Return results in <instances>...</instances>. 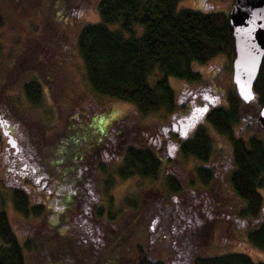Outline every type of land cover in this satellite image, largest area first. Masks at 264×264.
<instances>
[{
	"label": "trees",
	"instance_id": "obj_1",
	"mask_svg": "<svg viewBox=\"0 0 264 264\" xmlns=\"http://www.w3.org/2000/svg\"><path fill=\"white\" fill-rule=\"evenodd\" d=\"M176 1L97 0L95 4L97 20L78 26L74 33V46L81 58L85 80L90 90L132 104L134 112L139 113L138 115L158 110L169 114L174 109L175 102L166 76L194 81L199 78V74L191 67L192 62H205L218 53H224L229 60L233 57L227 12L219 9L205 10L201 7L176 8ZM51 2V5L50 1L48 4L53 17L49 16V21L51 24L63 25L65 21L62 13L58 19L55 18L52 8L54 0ZM67 6L61 4V11L64 12ZM110 23H117V27L109 29L107 24ZM135 25L141 27L138 35L133 34ZM155 69L159 76L150 84L147 77ZM33 78L27 80L22 88L31 105H37L41 98V80H36L34 76ZM49 81L52 85L56 84L53 80ZM49 81L47 83L46 80V86H50ZM225 91L223 103L208 110L205 119L212 130L224 136L228 142L231 167L223 173L236 199L229 212L232 211L236 219L247 222V227L238 232L244 233V239L264 253V139L254 129L249 136L239 134L234 129L245 105L257 109L264 104V54L252 83L254 93L252 100L242 102L236 96L234 88ZM2 100L5 101L6 105L3 106L7 110L10 101L8 102L5 97L1 98V103ZM59 106V103L54 104L53 119L63 124V131L62 135L49 145V149L47 144L43 146L45 144L43 135L37 129L30 133V129L19 127L20 125L9 117L3 119L14 126L18 136H25L37 172L43 173L44 179L50 181L52 188L46 192V201H37L39 195L31 196V200L23 188L9 185V203L19 215L21 233L14 231L5 210L0 209V264H26L24 253H29L31 247L34 249L36 245L46 250L43 251L41 264H83L87 257L96 264L102 260L106 262L115 244L120 245L116 250L118 249L117 255L121 256L120 249L126 250L125 242L121 240L125 235L127 238L129 233L135 232V215H139L138 206L137 212L134 211L133 201L137 202L139 198L145 200L146 197L135 194L132 195L133 198L124 201L126 207L134 209L133 216L122 215L120 219L118 217L120 211L109 212L112 231L118 232L124 228L126 233H94L93 239L87 240L93 241L89 244L91 251L86 252L83 244L80 246L71 241L69 233H57L56 217L59 211L57 184L70 181L72 170L77 167L82 170L94 168L97 181L105 183L106 186H109V181L110 185H113L111 180L118 177L126 179L137 176L155 180L160 172V159L146 144V139L135 135L137 131L132 133V130L126 128L125 117L111 121L109 131L106 132L107 136L111 135V132L116 134L118 147H121L119 154H113L111 151L114 150L115 139L108 141L105 135V138H98L100 139L98 142L95 139V132L87 130L88 127L80 125L74 118L75 112L68 113L71 107L64 112ZM90 110L85 111L90 114L92 112ZM4 111L0 109V118L5 114ZM21 111L16 112L19 115L18 122L24 117ZM250 117L254 123L255 115L252 114ZM156 129L157 127L151 131L154 132ZM139 131L143 134L148 132L142 126ZM74 132L77 134L73 137L71 133ZM208 132L198 127L192 137L184 139L178 148L182 155H190L200 162L194 167L193 177L202 185H207L213 180L212 170L205 167L203 162L217 155V153L214 155ZM82 134L84 139L79 136ZM99 145H103L104 148L100 149ZM39 146L42 147L37 148ZM94 148L102 154L104 150L107 151L108 159L103 161L102 156L96 155V152L92 153ZM66 164L70 165L71 170L61 171L60 168ZM175 181V177L170 173H164L163 186L178 194L182 190ZM66 196L67 194L64 195ZM27 225H31L29 229H26ZM26 233H40L37 234L40 238L34 248ZM82 234L89 237L88 233ZM133 243L130 251L133 264H165L159 260H148L140 245L136 241ZM190 264H264V259L254 261L245 251L232 249L214 254L195 255Z\"/></svg>",
	"mask_w": 264,
	"mask_h": 264
},
{
	"label": "rangeland",
	"instance_id": "obj_2",
	"mask_svg": "<svg viewBox=\"0 0 264 264\" xmlns=\"http://www.w3.org/2000/svg\"><path fill=\"white\" fill-rule=\"evenodd\" d=\"M22 1L24 0H0V109L5 110V114L0 118L1 121L5 120L4 117L6 119L9 117V119L16 121L20 125H18L19 127L30 129V133L34 129H37L43 135V141L45 142L43 146L47 144L49 149V145L55 142L62 135L63 131V124L53 119L55 111L54 104L56 103L60 104L59 107L63 108L64 112H67L70 107L71 112L69 111L68 113L75 112V109L83 110L84 113L79 118L82 122L78 120L82 126H86L83 124L85 123L83 118L87 114V109H91L92 112L90 110V115L92 117L87 119V123L89 122L95 132V139L100 138L105 133L107 125L119 117H125V121L127 122V125H125L126 128L132 130V133L137 131L135 135L143 137L144 140L146 138V132L144 134L143 132L141 133L139 131L140 126L144 130L150 131L149 133H153L151 129L169 120L171 114H166L163 110L138 115L139 113L134 112L132 104L120 99L99 95L89 89L85 80L81 58L74 46V33L78 26L97 20V10L95 8L97 0H54L52 4L55 12L54 17L58 19L62 13L65 21L63 25L51 24L52 22L49 21V16L51 18L53 17L48 4L50 1L51 5V0ZM231 3L232 0H177L175 5L176 8L190 7L199 9L201 7L205 10L219 9L227 12ZM61 4L68 5L64 12L61 11ZM107 27L109 29L116 28L117 23L107 24ZM140 31L141 27L135 25L133 34L138 35ZM227 59H229L227 55L218 53L205 62H192L191 67L199 74V78L194 81H186L170 75L166 76L167 83L173 91L174 102L176 104L186 102V96L188 94L183 96V89L192 86V89L196 91L200 88H196V85L205 78L212 79L215 89H219L221 94L223 88L225 90L233 88L230 79V70H228L229 73L227 74L223 71L211 73L212 70L216 69L218 64H225ZM216 75L219 76L216 77ZM33 76L36 80H41V98L40 103L37 105H31L28 98L25 97L22 88L23 84L27 80L32 79ZM158 76L159 72L155 69L152 74L148 75V83L151 84L154 78ZM46 80L47 83L49 80H53L56 84L52 85V82L49 81L50 86H46ZM205 82L209 85V81ZM3 97L8 102L10 101V107L8 106L7 110L3 106V104L6 105L5 101L2 100L1 103V98ZM221 100L223 101V99ZM18 110H22L21 112L24 116L19 122V115L16 114ZM252 113H255L253 107L245 105L242 108V116L238 124L234 126V129L237 133L246 135L250 133L249 128L251 123L253 129L258 132L259 136L264 138V130L258 125L256 118L255 122H252V118L250 117ZM138 126L139 128H137ZM75 130L77 131V128ZM87 130H90V128H87ZM208 131L212 142L211 146L214 155H216L218 153L217 145L221 144L219 142V135L212 129ZM76 134V132L71 133L73 137ZM79 136L81 139H84L83 134ZM107 139L108 141L115 139L114 150L111 153L119 154L121 147H118L119 143L116 141V134L114 135L111 132V135L107 136ZM80 141H78V144H80ZM3 145L4 143L1 141L0 209L5 210V214L14 231L21 233L19 228L20 222L18 220L19 215L9 203V185L15 181L9 173L4 174L2 172ZM40 147L42 146L37 148ZM149 147L154 150L151 142ZM99 148L102 149L104 146L99 145ZM96 149L94 148L92 153L96 152V155L103 156ZM163 150L164 148H160L157 156H163V153H161ZM220 152L223 154L222 151ZM221 154L218 153L215 157H221ZM172 155L178 158V161L173 165L174 169L170 168L171 166L166 160H161L162 157L159 158L160 172L155 180L138 178L137 176L120 179L116 175L118 178L111 180L113 185H110V181L108 182L112 195L111 208H114V202L115 211H120L119 213L121 215H125L126 217L134 215L133 208L128 210L129 207L123 204L120 206V203H123L124 199L133 198L132 195L135 194L150 199L152 198V202L158 204L154 205V209L151 207L146 209L141 204V233H129V236L126 238L125 235L124 239L120 235L119 238L125 242L126 250L123 251L120 249L122 255H117L118 249L116 250V248L120 245L115 244L106 262L102 260L98 264H133L131 262L132 255L130 251L134 241L144 250V254L148 260H159L165 264H190L195 255L214 254L232 249L245 251L254 261L264 259V253L259 248L247 242L244 239V233L238 232L239 230L242 232V228L247 227L248 224L244 220L236 219L232 215V211L229 212L230 204H228L227 198H231V196L228 195L223 186L226 183L225 174L223 172L220 173L219 169L214 167V171H212L213 180L210 181L211 184L202 185L193 177L194 172L191 170V167L196 162L188 156L182 158V155H178L175 149H172ZM60 170L68 172L71 168L70 165L66 164ZM89 171L90 169L83 170L85 176H87V172L89 177L93 176V173L96 176L97 173L94 170L92 173ZM164 173H170L175 177V182L180 185L182 192L174 194L173 191H169L163 186ZM193 178L194 181L192 182ZM91 181L93 182L95 179H91ZM44 183L46 186L45 190L50 191L52 188L49 186L50 181L45 180ZM190 187L195 190L189 191L188 188ZM31 188L34 189V187ZM33 189H31V195L33 197L39 193H41L39 195L45 196L43 195L45 190ZM196 190L199 191L196 192ZM31 195L29 194L28 196L32 200ZM205 195H207V198L210 196V199H214V201H211L212 203H205L207 215L202 217V212L201 219L199 220L198 217L196 219L197 222L193 226L192 223H188V226L187 224L184 225L185 217L178 218V215H186L187 213V208L184 207V204H187L190 198L195 197L200 199V201L196 202V206H191L199 209L200 203V206L204 208L203 198ZM30 226L27 225L26 229H29ZM21 228H23V224ZM37 234L40 233H26V237L32 242L33 248L39 242L40 237ZM45 234L49 236L48 233ZM45 234L43 235L45 236ZM69 234L71 241L76 242L80 246L83 244L86 247L84 249L86 252L91 251L89 244L93 241L85 242V236L80 233ZM36 246L34 249L31 247L29 253H24L26 264H41V258L44 256L43 251L46 250ZM61 248L64 249L65 247ZM84 262L83 264H96V262L88 257L84 259Z\"/></svg>",
	"mask_w": 264,
	"mask_h": 264
},
{
	"label": "flooded vegetation",
	"instance_id": "obj_3",
	"mask_svg": "<svg viewBox=\"0 0 264 264\" xmlns=\"http://www.w3.org/2000/svg\"><path fill=\"white\" fill-rule=\"evenodd\" d=\"M231 60L232 58L230 60L227 59L225 64L222 63L218 64L216 69L212 70L211 73L213 72L219 73L223 71L224 73L227 74L229 73L228 70H230L231 72ZM218 76L219 75H216V77ZM205 81H209V85H207ZM201 82L196 85V88L202 87L200 91H199L200 88L194 91V89H192V86L183 89L184 92L183 96L188 94V96H186V102L182 104L175 103L174 109L170 111L171 115L169 117V120L165 121L163 124L158 126L153 133H149V134L145 133L146 144L149 145L150 142L152 143V145L154 146L153 151L156 154V156L158 154V150L160 148H164V150L161 152L163 153V156L160 155L157 157L158 158L162 157L161 160H166V162L170 164L171 169H174L173 165L178 161V158L172 155V149H175L176 153L180 155L181 153L179 152L178 149L180 143L184 141V139L191 138L194 131L198 127H202L207 131L209 129H212L209 123L206 121L205 115L207 114L208 110H210L212 107L223 103L221 99L224 100V95L226 92L224 88L221 90L222 92L221 94L219 89L217 88L215 89L214 82L212 79L205 78ZM233 88H234V84H233ZM186 89L188 90L186 91ZM221 95H223V97H221ZM253 98H254V93H253ZM260 106L257 109H254L255 110L254 114L252 113L253 115H255L256 121H257V113ZM83 113H84L83 110L80 111L79 109H75L74 118L76 120H79L81 114ZM91 117L92 116L90 114L88 113L85 114L83 118L85 123L83 124H85L86 127L90 128V131H92L93 133L92 127L90 126L89 122L87 123V119ZM4 123H7L8 133L11 135L12 139L14 140V146L13 147L8 146L5 142L6 136L2 135V141L4 143L3 155H2V163H3L2 172L4 174L9 173V175L15 181L14 183L10 184L11 186H20L27 192V194L31 195V191H32L31 189H33L31 187H34L33 190H45L46 186L44 182L46 179H44L43 173L37 172L36 166H34L32 154L30 152L29 147H27L28 144L25 136L23 135L18 136V133H16L13 125H11L8 122H4ZM258 125L261 127V129L264 130L263 126H261L259 123ZM108 126L109 124L106 127L105 133H103L100 138H105ZM252 126L253 125L250 123V128H249L250 132H253ZM218 135H219V142L221 144H218L217 148L223 150L224 155L218 151V153L221 154V157L218 158H216L215 156L211 157L209 158L210 160L208 159L207 162H203V165L205 167H210L212 171H214L213 168L216 167L217 169H219L220 173H222L227 168L231 167L230 154H228L227 140L225 139L224 136L220 134ZM246 135L249 136L250 133H247ZM99 140L97 139L98 142ZM102 155L103 156L101 158L103 161L105 159H108L109 157L108 152L105 150L103 151ZM187 156L196 162L191 167V170H193L194 172V167L200 162H198L196 159H194V157H191L190 155H182V158ZM92 169L94 170V168H91L89 171L90 173L93 172ZM86 174L87 176H85L82 169H79L78 167L74 168V170H72L70 181H65V182L63 181L64 183L57 184V189L59 190L58 191L59 211L56 217L57 233H80V234L88 233L89 237L85 236L86 238L85 242H87L88 239H93L94 233H126V230L124 228L122 229V231H118V232L112 231V229L110 228L111 219L109 218V212H111L112 210L115 211L114 202H113L114 208H111L112 195L110 193V187L106 186V184L103 182L97 181L94 173L93 176L91 177H89L88 172ZM91 179H95V181L90 182ZM209 183L211 184V182ZM224 184L223 186L226 189V192L228 193L229 196H231V198L230 197L227 198L228 204H230V206L232 207L236 199L235 197H233V193L231 192V189L229 188L228 184L227 183ZM51 185L52 184H50L49 186ZM188 190L193 191L195 189L190 187L188 188ZM198 191L199 190H196V192ZM44 192L43 195H46V192H48V190H45ZM66 194L67 196L64 197V195ZM206 196L207 195H205V197L203 198L204 208H202L199 203L200 210L193 207L197 205L196 202H199L200 199H197L195 197L192 198L189 197L190 201L188 200V203L184 204V207L187 208L186 215H178L179 216L178 218L185 217L184 225L187 224L188 226L189 225L188 223H192L193 226L197 222L196 219L198 217L199 220L201 219L202 212H203L202 217L207 215L205 203L214 201V199L213 198L210 199V196L207 198ZM36 199L37 201L39 200L46 201L45 196L42 195H39V199L38 198ZM125 200L126 199L123 200V203H120V206L121 204L126 206V204L124 203ZM152 201H153L152 198L151 199L146 198L145 200L143 198L142 199L139 198L137 202L133 201L135 206V210L134 209L133 210L137 212L136 206H138L139 208V215H135L136 222H135L134 233H141L142 230L141 227L142 219L140 215V213L142 212V206H144L146 209H148L149 207L154 209L155 208L154 205L158 204ZM128 210H130V208H128ZM232 215L235 216L233 212ZM114 216L116 215L114 214ZM118 217L121 219L122 215L119 214ZM125 224L126 221L124 220L123 227H125Z\"/></svg>",
	"mask_w": 264,
	"mask_h": 264
},
{
	"label": "water",
	"instance_id": "obj_4",
	"mask_svg": "<svg viewBox=\"0 0 264 264\" xmlns=\"http://www.w3.org/2000/svg\"><path fill=\"white\" fill-rule=\"evenodd\" d=\"M233 42L231 81L236 96L243 102L253 98L252 83L264 53V0H233L227 15ZM258 123L264 127V104L257 113ZM0 132L8 146L14 140L7 123L0 119Z\"/></svg>",
	"mask_w": 264,
	"mask_h": 264
}]
</instances>
